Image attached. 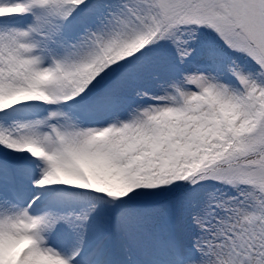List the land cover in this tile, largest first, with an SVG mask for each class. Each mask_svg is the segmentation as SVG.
Returning a JSON list of instances; mask_svg holds the SVG:
<instances>
[{"label": "snow or ice", "instance_id": "snow-or-ice-1", "mask_svg": "<svg viewBox=\"0 0 264 264\" xmlns=\"http://www.w3.org/2000/svg\"><path fill=\"white\" fill-rule=\"evenodd\" d=\"M0 264H264V0H0Z\"/></svg>", "mask_w": 264, "mask_h": 264}]
</instances>
